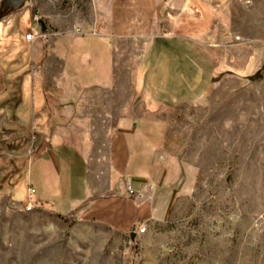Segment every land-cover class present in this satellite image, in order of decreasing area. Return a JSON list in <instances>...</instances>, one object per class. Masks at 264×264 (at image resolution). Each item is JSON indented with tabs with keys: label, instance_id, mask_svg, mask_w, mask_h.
Here are the masks:
<instances>
[{
	"label": "rangeland",
	"instance_id": "1",
	"mask_svg": "<svg viewBox=\"0 0 264 264\" xmlns=\"http://www.w3.org/2000/svg\"><path fill=\"white\" fill-rule=\"evenodd\" d=\"M32 2L12 14L20 34L41 29L42 19L53 39L98 33L113 45L107 85L67 84L76 130L86 125L98 161L111 126L145 110L139 92L152 33L190 36L168 44H197L202 52L188 50L186 79L213 73L214 83L202 103L162 111L170 124L162 159L176 193L159 197L155 219L127 229L98 219L93 200L67 210L36 206L20 183L0 195V264H264V0H159L150 20L135 18L129 0ZM192 55L202 66H191ZM35 171L30 165V177ZM73 180L75 189L66 185L58 202L82 194L85 173Z\"/></svg>",
	"mask_w": 264,
	"mask_h": 264
},
{
	"label": "crops",
	"instance_id": "2",
	"mask_svg": "<svg viewBox=\"0 0 264 264\" xmlns=\"http://www.w3.org/2000/svg\"><path fill=\"white\" fill-rule=\"evenodd\" d=\"M158 2L129 0L135 18L144 20L152 19ZM4 20L0 29V195L26 183L28 192L35 187L36 206L67 210L93 200L92 211L98 219L127 229L141 219H155L161 208L159 197L174 192L170 187L176 182L170 181L162 159L167 156L163 151L170 128L162 111L168 105L199 104L208 97L213 73L205 79L199 75L186 79L184 74L187 53L192 49L200 58L202 49L194 43L188 44L190 50L186 43V48L173 47L168 44L171 38L181 43L193 39L184 34H155L150 28L152 41L139 92L145 110H136L111 126L105 161H98L86 125L79 124L76 130L67 84L82 90L107 85L115 71L112 43L102 34L87 32L53 39L37 27H32V40H26L19 32L21 26L14 29L12 15ZM192 57L191 66H202ZM30 165L36 170L31 177ZM80 172L86 180L82 194L71 192L67 202H58L66 185L75 189L73 179ZM129 186L136 200L129 195Z\"/></svg>",
	"mask_w": 264,
	"mask_h": 264
},
{
	"label": "water",
	"instance_id": "3",
	"mask_svg": "<svg viewBox=\"0 0 264 264\" xmlns=\"http://www.w3.org/2000/svg\"><path fill=\"white\" fill-rule=\"evenodd\" d=\"M29 6L33 7L32 0H0V21L8 18L12 14L23 11ZM39 23L43 31L46 30L45 22L40 19ZM136 236V232H132V237Z\"/></svg>",
	"mask_w": 264,
	"mask_h": 264
},
{
	"label": "built area",
	"instance_id": "4",
	"mask_svg": "<svg viewBox=\"0 0 264 264\" xmlns=\"http://www.w3.org/2000/svg\"><path fill=\"white\" fill-rule=\"evenodd\" d=\"M33 36H34V33H33V32H28V33H26L25 38H26V40H32V37H33ZM129 191H130L131 193H133V190L131 189L130 186H129ZM34 193H35L34 188H33V187H30V189H29V196H30V198H33ZM33 207H34V205H32V203H30L29 205H27V209H28V210L33 209ZM139 231H140V232H145V231H146V227H145V226H142V227L139 229Z\"/></svg>",
	"mask_w": 264,
	"mask_h": 264
}]
</instances>
